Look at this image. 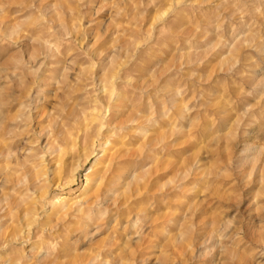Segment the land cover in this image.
<instances>
[{
    "label": "rangeland",
    "instance_id": "374dc122",
    "mask_svg": "<svg viewBox=\"0 0 264 264\" xmlns=\"http://www.w3.org/2000/svg\"><path fill=\"white\" fill-rule=\"evenodd\" d=\"M4 149L0 264H264V0H0Z\"/></svg>",
    "mask_w": 264,
    "mask_h": 264
},
{
    "label": "bare ground",
    "instance_id": "6f19581e",
    "mask_svg": "<svg viewBox=\"0 0 264 264\" xmlns=\"http://www.w3.org/2000/svg\"><path fill=\"white\" fill-rule=\"evenodd\" d=\"M111 79V78H110ZM141 117V116H140ZM131 120H136L135 118H133V117H131L130 118V120L129 121H131ZM128 121V122H129ZM147 120H144L143 122H146ZM102 125V124H101ZM98 127V126H97ZM99 129H100V127H98V129H97V132L96 133H98V131H99ZM123 130V129H122ZM144 131V130H143ZM95 133V134H96ZM141 133H142V131H141ZM145 136L146 135H144L143 136V138H145ZM103 139H106V141L105 140H103ZM102 140V142H99V149H100V154H103V155H100V157L97 159V161H96V165L95 166H97V165H100V159H101V157H103V163L105 164V166L102 168V169H100V170H97L96 172H94V174L92 175V177H93V179H92V185H93V187H95V194H94V196H93V198L90 200V201H87L86 203H85V205H84V207H83V209H86L87 207H90L92 204H93V202H94V200H97L100 196H102V194H104L108 189L106 188L107 186H109V185H115V184H117L118 182H119V178L117 177V179H115L114 180V178L113 179H111V178H109V179H107L108 177H106V173L109 171V167H110V164H111V161H112V154L111 153H109V152H107V149H106V146L108 145V143H107V138L106 137H104ZM137 145H139L140 146V143H138ZM146 145H149V147H154V146H156V141H151V142H148L147 141V139L146 140H144L143 141V144L139 147L138 146V148H137V150H135L134 152H132V153H129L128 155H126L127 157H129V159H134L133 161H136V160H138L137 158L139 157V156H141L142 155V149L144 148V147H142V146H146ZM142 148V149H141ZM94 149V148H93ZM105 153H109V154H105ZM0 154L2 155V156H4L5 157V159L7 160L8 158H9V155H11V152H10V150L9 149H4V150H2L1 152H0ZM140 160H143V158H141ZM16 161H20L19 160V158H16ZM16 164H17V168H20V169H22L23 171H25V163H21V162H16ZM18 171V169H16V172ZM16 172H15V174H16ZM13 173V172H12ZM90 173H92L91 171H89L88 173H87V175H89ZM9 174L10 173H7L6 174V177L4 178L6 181L8 180L7 178H8V176H9ZM12 175V174H11ZM113 177V176H112ZM104 185V187H105V191H104V193L103 192H101V191H103V189L101 190V187ZM110 191V190H109ZM8 198V197H7ZM7 200V199H6Z\"/></svg>",
    "mask_w": 264,
    "mask_h": 264
}]
</instances>
